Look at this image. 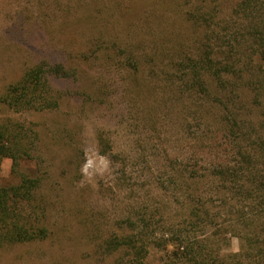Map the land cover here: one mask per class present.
I'll return each instance as SVG.
<instances>
[{"label": "rangeland", "instance_id": "obj_1", "mask_svg": "<svg viewBox=\"0 0 264 264\" xmlns=\"http://www.w3.org/2000/svg\"><path fill=\"white\" fill-rule=\"evenodd\" d=\"M237 1L0 0V98L43 57L85 49L97 37L102 41L91 47L104 53L78 75L53 81L62 96L57 108L15 111L0 102V124L18 122L39 133L35 157L21 171L44 175L39 194L50 230L42 240L0 246V264H114L115 255L102 245L120 217L140 221L171 209L172 193L156 189V160L164 147L186 151L189 144L186 102L174 100L169 86L183 84L182 68L204 48V28L191 12L213 9L219 19ZM156 82L166 86L158 98L146 87ZM101 132L112 144L135 150L111 159L100 152ZM11 170L5 162L3 179L15 183ZM238 248L234 237L231 249ZM162 256L155 249L148 264Z\"/></svg>", "mask_w": 264, "mask_h": 264}, {"label": "trees", "instance_id": "obj_2", "mask_svg": "<svg viewBox=\"0 0 264 264\" xmlns=\"http://www.w3.org/2000/svg\"><path fill=\"white\" fill-rule=\"evenodd\" d=\"M197 12L191 14L204 28V48L182 68L183 84L173 80L169 86L174 100L186 102L189 144L186 151L164 147L156 160L161 178L156 189L172 193V207L140 221L130 214L120 217L102 245L115 255L114 264H148L155 249L163 250L158 264H264V0H238L219 19L213 9ZM81 20L86 28L89 20ZM90 41L85 49L43 57L26 67L6 86L0 102L15 111L60 106L62 96L53 81L78 75L81 66L104 55L92 49L102 38ZM146 87L158 98L166 86ZM106 137L103 132L98 137L100 152L113 160L135 150ZM39 139L27 125L0 124V246L50 234L39 194L44 175L40 169L21 171L23 163L33 161ZM75 151L77 162L82 151ZM5 162L15 183L3 179ZM234 237L236 251L231 249Z\"/></svg>", "mask_w": 264, "mask_h": 264}]
</instances>
